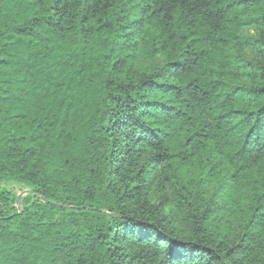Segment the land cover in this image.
<instances>
[{
  "label": "trees",
  "instance_id": "16d2710c",
  "mask_svg": "<svg viewBox=\"0 0 264 264\" xmlns=\"http://www.w3.org/2000/svg\"><path fill=\"white\" fill-rule=\"evenodd\" d=\"M0 264H264V0H0Z\"/></svg>",
  "mask_w": 264,
  "mask_h": 264
},
{
  "label": "rangeland",
  "instance_id": "374dc122",
  "mask_svg": "<svg viewBox=\"0 0 264 264\" xmlns=\"http://www.w3.org/2000/svg\"><path fill=\"white\" fill-rule=\"evenodd\" d=\"M23 195L20 194V197H22Z\"/></svg>",
  "mask_w": 264,
  "mask_h": 264
}]
</instances>
